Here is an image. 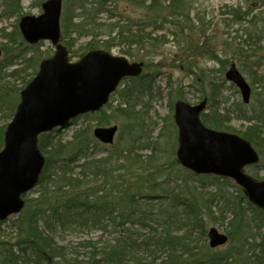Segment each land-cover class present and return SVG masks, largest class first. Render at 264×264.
<instances>
[{"label": "trees", "instance_id": "obj_1", "mask_svg": "<svg viewBox=\"0 0 264 264\" xmlns=\"http://www.w3.org/2000/svg\"><path fill=\"white\" fill-rule=\"evenodd\" d=\"M45 1L36 0V4L41 7ZM254 1L264 7V0H245L244 6L230 7L225 14L249 20V4ZM22 2L0 0V18L18 22L24 15ZM64 2L62 43L71 56L72 40L77 37L89 39L80 58L96 49L118 50L140 62L154 42H169L168 33L176 40L188 36L187 29L195 28L190 16L199 5V0ZM131 6L141 9L134 12ZM196 22L204 25L200 17ZM6 32L0 29L7 41L0 45V151L20 94L44 60L43 55L36 56L43 43L29 46L18 23L11 33ZM251 47L257 51L261 46ZM253 56L258 58L256 53ZM254 65L264 72V54ZM28 70L32 72L26 75ZM17 77L22 78L20 86ZM258 81L263 94L264 77ZM209 86L210 112L202 114L203 123L238 134L260 151L263 102L226 108L219 101V85ZM180 88L172 86L175 94L169 96L183 100ZM164 94L153 77L143 74L123 81L99 113L82 117L98 127L118 126L120 138L112 146L98 142L90 125L67 141L57 140V130L40 136L46 163L36 189L25 197L24 210L11 223L17 242L0 249V264H264V212L232 180L195 175L180 166L178 132L177 137L167 130L158 132L151 115V103L162 100ZM235 114L248 125L233 128L231 115ZM171 126L176 130L174 123ZM249 168L255 169L250 175L258 179L259 165ZM5 223L0 222V237ZM216 224L229 240L226 246L211 249L206 244L208 231ZM92 233L99 236L84 238ZM68 235L83 238L78 244H65Z\"/></svg>", "mask_w": 264, "mask_h": 264}, {"label": "water", "instance_id": "obj_2", "mask_svg": "<svg viewBox=\"0 0 264 264\" xmlns=\"http://www.w3.org/2000/svg\"><path fill=\"white\" fill-rule=\"evenodd\" d=\"M40 16H24L19 29L29 45L50 42L56 49L52 58L43 60L36 77L21 92V101L5 132L0 152V222L19 215L25 208V195L38 185L45 166L39 137L55 129L66 130L80 116L98 113L126 78L142 75L144 63L130 62L103 50H93L71 62L62 45V0H48ZM2 52L0 51V57ZM249 104L252 89L236 64L225 74ZM207 100L198 105L177 101L174 121L178 129L176 157L179 164L196 175H214L233 180L243 188L249 202L264 212V181L245 172L259 163L252 145L236 134L208 128L201 119ZM116 126L94 130V137L112 145ZM209 247L227 244L228 237L216 228L208 232Z\"/></svg>", "mask_w": 264, "mask_h": 264}, {"label": "rangeland", "instance_id": "obj_3", "mask_svg": "<svg viewBox=\"0 0 264 264\" xmlns=\"http://www.w3.org/2000/svg\"><path fill=\"white\" fill-rule=\"evenodd\" d=\"M244 2L245 0H199L198 10L190 16L195 22V28L191 31L187 29L186 33L188 36L176 40L168 33L167 38L169 42L161 43L160 40L154 42L151 50H149L150 54L147 53L148 56L144 58V74L153 77L156 87H160L165 93L164 95H166L162 100H155L151 103V115L154 119L153 121L158 123V132L164 131L166 133L167 130L172 136L175 134L177 137V129L174 130L171 126L174 123V104L176 102V97L169 96L170 93L175 94V92H171L172 86L182 87L180 89H182L183 100L191 105H198L205 98H208L211 89L210 83L219 85L218 97L219 101L223 103V107L235 109L240 103L243 104L239 90L225 80V73L233 63L236 64L238 70L252 87L249 105L253 107L259 106L261 102L264 104V93L262 94L263 90H261V86L258 84V79L264 77V72L261 69H257L254 65L255 61L264 54V49H262L264 48L262 37V32H264V7H261L259 2L254 1L250 3L252 16L249 20H240L225 14L230 7L244 6ZM22 4L23 16H40L42 14V8L36 4V0H23ZM129 8L134 12L141 9L136 6ZM196 17L202 18L204 25L199 26L196 22ZM18 22L17 18L10 20L0 18V29L6 30V33L9 34L14 30V25ZM72 41L73 48L71 54L73 56L70 55L71 61L77 62L80 59V55L83 54L89 39L74 37ZM6 42V40L1 38L0 34V45ZM42 43L43 45L38 48L36 56L37 54H41L45 59L49 54L54 55L55 48L51 43ZM255 43H259L261 46L257 51H253L251 47ZM110 52L115 56L121 55L118 50ZM254 53L257 54L258 58L253 56ZM127 58L131 62H139L137 59ZM31 72L32 70H28L26 75ZM16 79L17 86H20L22 81L20 79L22 78L19 79L17 77ZM221 103L218 104L219 109H223ZM208 112H210L209 103L206 109V113ZM82 117L78 119L77 124L74 122L70 128L62 131L59 130V133L56 135L57 140H70L77 130L89 125L92 131L98 127L95 121ZM231 118V126L235 129L248 125L238 120L237 114L231 115ZM118 138H120L119 132L116 140ZM262 139L263 145L260 151H256L260 155V168L257 170L258 180L264 181V137ZM253 170L255 169L249 168L246 172L251 174ZM197 185L202 186L200 183H197ZM206 185L209 184L206 183ZM209 190L215 192L214 187H210ZM232 191L235 192L236 190L233 189ZM32 195L36 196L35 194ZM16 218L17 216L10 217L3 225L4 234L0 237V249L17 242L14 230L11 227L12 221ZM209 228H216L221 234H226L224 229L217 224L210 225ZM98 236L99 234L92 233L90 237L84 238H97ZM82 238L83 236L68 235L65 236V242L63 243L78 244ZM206 244L209 247L208 240Z\"/></svg>", "mask_w": 264, "mask_h": 264}]
</instances>
